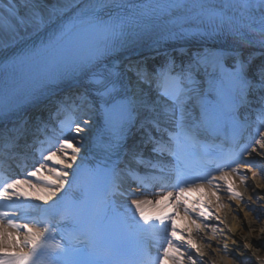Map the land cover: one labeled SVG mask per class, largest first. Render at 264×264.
<instances>
[{"label":"snow or ice","instance_id":"obj_1","mask_svg":"<svg viewBox=\"0 0 264 264\" xmlns=\"http://www.w3.org/2000/svg\"><path fill=\"white\" fill-rule=\"evenodd\" d=\"M25 6L27 15L19 16L7 27L0 24V33L7 31L10 41L22 46L25 53L35 50V45L29 44L34 36L43 34L41 43L47 46L52 37L67 36L85 23L103 32L106 37L103 46L86 60H74V70L93 73L95 91L102 99L110 120L116 116L122 125L134 126L139 123L135 117L141 109L152 113L145 117L146 123L140 127L146 136L143 143L152 146L153 156L144 157L142 153L133 152L131 156L136 168L127 163L123 167L116 163L105 169L104 207L114 208L117 195L128 197L130 205L127 208L121 205L122 211H114L110 218L105 217L116 227L110 233L109 242L100 246L93 237L103 209L90 203L99 172L88 167L85 158L81 157L84 147L81 133L85 129L90 130L92 122L89 115L92 105L87 95L81 94L79 101L69 98L62 102L61 107L65 111L82 112L83 115L79 122L74 118L61 121L60 134L64 138L58 137L54 143L50 137L41 138L46 126H37L34 130L17 127L11 134L0 132V167L5 163L2 158L5 149L11 159L17 154L13 149L22 153L36 144H49L47 149H37L38 167L12 178L0 176V264H185V258L188 264H198L199 257L205 252L193 238V228L200 236L211 227L209 240L215 239L217 228L204 223L213 217L209 210L213 203L211 199L206 205L204 196L193 201L192 194L204 193L207 187L210 195L219 200L218 193L223 189L229 200L235 201L242 199V193L234 187L236 177L240 183H246L249 173L253 180L258 175L264 179V127H258L246 142H242L245 124L239 116V108L248 101V93L264 90V61L256 67L255 79H252L247 71L258 56L248 52L245 59L244 51L259 49L260 56H264V0H88L77 14L68 19L62 17L60 9L45 12L38 0H25ZM5 11L9 16H16V0H9ZM154 32L168 38L219 36L231 41L233 65L229 79L232 103L227 112L209 115L204 110L195 121L190 120L187 116L186 82L191 81V75L184 72L175 73L169 69L157 81L164 100L161 106L150 104L143 97L118 99L117 82L111 75H95L102 56L123 46L134 36ZM202 59L207 57H198L197 63ZM221 59L219 55L213 57L217 64ZM137 74L147 81L143 72ZM60 75L54 72L48 78L54 80ZM260 99L264 104V96ZM5 111V106L0 105V114ZM225 119L229 124L230 146L201 138L200 129H204L209 137L218 135ZM164 120L171 121V128L164 124ZM67 133H72V136L67 137ZM30 136L31 140L28 139ZM122 146V143L113 145L117 160ZM141 165L146 169L143 174L139 171ZM45 169L47 176L41 175ZM173 176L175 183L170 184ZM125 178L134 184L124 188L122 182ZM155 184L160 186L159 192L154 194L155 199L136 196L134 187L145 190ZM22 185L43 195L33 197ZM57 196L59 199L50 204ZM32 199L48 206L24 202ZM221 206L217 205V208ZM250 211L257 209L250 208ZM181 212L184 218L191 220V226L178 230L177 220L181 218ZM18 214H21L20 223L16 222ZM261 218L264 217L257 216V219ZM215 219L219 221L220 217L217 215ZM64 223L69 227L61 232V243L55 240V233ZM119 224L151 234L157 239V255L153 257L140 247L133 252L136 259L129 261ZM7 229H16L23 236L22 243L19 235ZM232 243L236 244V241ZM206 247L211 248L212 245ZM223 247L227 249L228 246L225 244ZM244 248L252 249L258 264H264V256L258 254L264 245L253 248L245 243ZM242 255L243 250L237 248L236 258ZM239 264H248V261L240 259Z\"/></svg>","mask_w":264,"mask_h":264},{"label":"bare ground","instance_id":"obj_2","mask_svg":"<svg viewBox=\"0 0 264 264\" xmlns=\"http://www.w3.org/2000/svg\"><path fill=\"white\" fill-rule=\"evenodd\" d=\"M83 0H38L39 6L45 12L52 9H60L61 14L66 10L70 9L73 6H76ZM9 0H2L0 2V24H3L5 27L9 23H15L16 19L21 15H27L28 9L25 6V0H16L17 3V15L9 16L5 11ZM158 32L144 34L142 36H134L127 41L121 47L115 48L113 51L108 52L106 55L101 57V62L103 60L111 58L115 55H121L125 53H130L131 51L137 49L142 44L149 43L156 36H158ZM184 41L181 44H176L175 47L179 45H187L188 43H199L202 47L196 52L194 57L192 58V62L194 66L200 67L201 70L196 72L192 77V88L188 91V95H191V98L186 100L187 103V114H192L195 111L198 100L202 98L204 92V86L208 82L211 81L210 69H211V55L206 53L204 47H209L212 53L218 50V46L220 42H226L230 46H233L231 41L225 37H188L183 38ZM105 42H95L93 44H82L79 48H75L74 57L64 63L66 65L59 67L56 73H60L61 75L57 79H49L48 72L44 78L43 82L40 86H36L34 91L30 92L31 97H37L42 92H48L54 89L56 86L76 80L79 81L86 89H88L90 96H93L98 103H102V99L97 95L96 91L92 90V84L94 80V75L92 72L84 73L82 71H76L73 67V61L77 59H87L90 55H92L98 47H102ZM13 43L8 38L7 31L0 33V52L6 47L11 46ZM259 50V49H258ZM181 50H179L180 52ZM198 57H207L206 60L202 59L199 63H197ZM99 64V65H100ZM99 65L95 69V75L99 70ZM91 67V65L89 66ZM51 75V74H50ZM131 75L130 68H124L119 76L118 85L122 87V91L125 92L127 97H143L150 104H159L160 100L155 95H151V93L147 92L140 84H135V82H130L129 77ZM141 116L149 115L147 110L141 109L139 112ZM138 114V115H139ZM194 115V113H193ZM91 127L89 129H85L84 132L81 133L84 136V147L81 151V157L85 158L86 150L89 148V142L94 136L95 132V112L91 111ZM79 146V145H77ZM59 157V154H58ZM79 163V161H78ZM47 171L46 169L43 172ZM255 171V169H254ZM48 175V172L46 176ZM249 179L246 183H240L239 178H235L234 187H236L237 191L242 193V199L238 200H229L228 193L225 190H221L218 194L220 199L217 200L215 196H211L207 187L205 188L204 193H193L192 198L194 200L198 199L200 196L205 197V203L207 205L208 199H211L213 202L210 211L213 212V217L208 221H204L211 226L217 228V232L215 235V239L209 240L208 237L212 236L211 227L205 229L200 236L196 235V230L193 228V238L196 240L198 244H200L205 252V255L199 257L198 264H239L240 259H247L248 264H258L256 260V254L253 253L252 249H245L244 244H251L253 248H256L258 245H264V218L257 219L258 215L264 217V199H258V197H264V179L261 176H257L255 180L251 178V174L249 173ZM31 196L43 195V193L32 192L31 189H28L26 185H22ZM251 197V199H249ZM57 197H54L49 203L52 204ZM155 197L151 196H143L140 199H155ZM33 205H41L43 207H47L48 205H43L42 201H38L35 199L30 200ZM217 205H222L217 208ZM250 208H255L257 211H250ZM219 216L220 220L217 221L215 216ZM180 222V229L187 228L191 226V220L186 219L183 216L178 219ZM231 230V231H230ZM7 231L12 232L14 235H19L18 233L12 231L11 229H7ZM19 240L22 243L23 236L19 235ZM235 240L236 244H233L232 241ZM211 244L212 247H206V245ZM227 244V249H224V245ZM240 248L243 250L244 255L240 256L239 259L236 258V249ZM27 250V249H25ZM258 254L264 256V248H260L258 250ZM171 264V262H169ZM185 264H188L187 259L185 258Z\"/></svg>","mask_w":264,"mask_h":264}]
</instances>
